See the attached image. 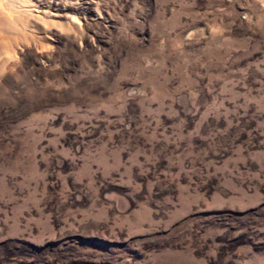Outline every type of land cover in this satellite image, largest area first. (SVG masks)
I'll return each mask as SVG.
<instances>
[{
	"label": "rangeland",
	"instance_id": "obj_1",
	"mask_svg": "<svg viewBox=\"0 0 264 264\" xmlns=\"http://www.w3.org/2000/svg\"><path fill=\"white\" fill-rule=\"evenodd\" d=\"M0 264H264V2L0 0Z\"/></svg>",
	"mask_w": 264,
	"mask_h": 264
},
{
	"label": "bare ground",
	"instance_id": "obj_2",
	"mask_svg": "<svg viewBox=\"0 0 264 264\" xmlns=\"http://www.w3.org/2000/svg\"><path fill=\"white\" fill-rule=\"evenodd\" d=\"M262 2H264V0H261Z\"/></svg>",
	"mask_w": 264,
	"mask_h": 264
}]
</instances>
